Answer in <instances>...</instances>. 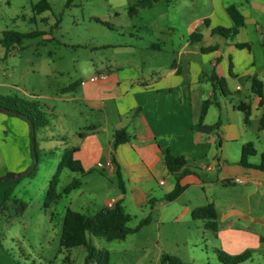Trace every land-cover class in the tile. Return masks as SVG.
Returning a JSON list of instances; mask_svg holds the SVG:
<instances>
[{"label":"crops","instance_id":"obj_1","mask_svg":"<svg viewBox=\"0 0 264 264\" xmlns=\"http://www.w3.org/2000/svg\"><path fill=\"white\" fill-rule=\"evenodd\" d=\"M163 3L172 27L168 34L170 41L159 40V44L153 42L147 46V51H154L150 54V60L134 52L137 50L134 43H120L114 48L124 49L128 57L108 58L101 67L90 70L88 75L68 86L54 85L50 89L52 95H39L42 99H53L60 103L57 107L60 118L79 121V131L63 127L66 134L48 132L44 138V148L52 154L56 153L54 148L62 150L55 159L54 165L58 164V167L67 148H78L74 157L81 162L85 172H76L81 176V185L64 195L70 199V204L89 206L92 214L103 207L122 202L130 214L141 211L144 216L154 218L160 207L157 204L163 203V197L177 183L176 174L165 163L164 153L167 149L174 155L186 156L195 169L180 178L185 190L177 200H183L184 205L180 210L166 214L167 204H161L163 210L157 216L159 224H164L166 220L180 224L192 217L195 208L209 203H213L217 210V199L213 192L220 185L235 184L233 179L236 177L257 190L264 188V170L239 163L243 146L248 142H253L255 146V140L247 137L251 121L258 122L256 138L259 140L262 137L264 142V129L260 127L264 97L252 92L255 75L261 79L264 88V0H155L150 6L157 7ZM229 6H235L244 18V24L231 37L212 31L218 26H235L228 13ZM180 26L186 28L187 38L175 30ZM3 32L1 29L0 36ZM195 32L202 34L199 40L193 38ZM109 46L112 47V44ZM209 46L216 48L212 51L202 50ZM14 50L0 43V95H10L12 90H23L24 94L30 95L20 86L19 79H12L15 73L8 62L10 58L14 59L11 55ZM41 71L48 82L51 69L43 65ZM29 72V69L23 71V76ZM99 73H106L107 78L81 83ZM214 73L226 79V93L212 82ZM47 86L52 87L49 83ZM212 98L214 101L204 122L198 125L203 102ZM242 103L251 107L248 122L239 109ZM121 129L128 131L130 139L115 145V132ZM230 143L237 145L233 155L227 148ZM252 158V163L260 162ZM0 159L3 160L2 165L13 173L26 170L33 162L29 123L4 112H0ZM198 165L203 167L199 168ZM117 168H120L125 180V191L118 186ZM99 169L107 172L112 188L101 195L97 190L94 197L87 196V179ZM68 170L63 168L60 174L57 185V191L62 194L60 198L63 197L64 188L72 182L60 185L62 175ZM17 183V180L0 182V213L7 200V192L17 189ZM190 191L192 194L187 197ZM210 196H213L212 200ZM228 211H223L221 216L217 210V231L209 229L206 220L202 227L193 230L202 234L200 245H195L196 233L186 232L184 246L193 251L205 242L217 248L208 240L212 236L215 238L213 242L229 244L231 250L236 247H241V250L248 248L249 238L245 231L234 228L232 224L225 225L231 215ZM164 253L160 246L157 255L160 264ZM1 256L3 252L0 250ZM109 257L111 259V252ZM0 264H3L1 259Z\"/></svg>","mask_w":264,"mask_h":264},{"label":"rangeland","instance_id":"obj_2","mask_svg":"<svg viewBox=\"0 0 264 264\" xmlns=\"http://www.w3.org/2000/svg\"><path fill=\"white\" fill-rule=\"evenodd\" d=\"M39 1L0 0V31L39 32L34 37L23 38L21 44H14L12 47L15 50L11 54L14 59L10 58L8 62L15 73L12 79H19L20 86L30 95L24 94L23 90H12L9 96L18 95L29 100L51 119L49 127L40 128L36 133L39 160L35 173L19 179L0 181L19 182L17 189L9 191V199L3 203L0 213V250L3 252L0 259L3 264H85L87 249L84 246L67 249L61 246L60 237L67 208L72 207L91 215L89 206L70 204V199L64 194L62 198L51 202L48 208L45 206L50 181L58 171V164L54 165L55 159L62 150L54 148L56 153L52 154L44 148V138L50 131L55 135L66 134L63 127L79 131L80 124L78 120L74 122L60 118L57 108L60 103L53 99H42L39 95H52L50 89L54 85L68 86L88 75L90 70L101 67L108 58L128 57L129 54L124 49L114 48L120 43H134L137 47L134 52L140 56L143 54L145 59L150 60V54L154 51H147L146 47L153 42L159 44V40L170 41L168 34L172 27L169 25L170 17L167 16L164 3L157 7H151L150 4L139 7L138 3L142 0H48L51 9L37 14L33 11V5ZM134 7L136 10L130 13V9ZM175 30L187 38L185 27H175ZM167 56L170 57V54ZM43 65H47L52 71L48 82L43 78ZM27 69L30 70L29 74L23 76V71ZM48 83L52 87L47 86ZM257 125V121H251L247 137L255 140L258 150V155L252 160L260 161L264 142L262 137L259 140L256 138ZM54 144L56 145L55 141ZM236 146L233 143L227 146L231 155L235 153ZM2 163L3 160L0 159V177L20 173L8 171ZM77 179L81 180L80 174L68 170L62 175L60 185L65 186ZM87 180V196L94 197V191L97 190L101 195L112 188L109 186L108 174L103 169L93 172ZM213 193L217 199L218 213L222 216L225 210L231 212L225 225L232 224L234 228L245 231L249 238L248 248L241 250V247H236L231 250L229 244L218 245L213 242L215 238L209 236V242L217 248L203 242L199 248L189 251L184 246L186 232L196 233L191 239L194 237L195 245H200L202 234L193 230L202 227L205 220L194 221L192 217H188L187 221L180 224L174 220L159 224L157 216L163 210L161 204H167L166 214H172L184 205L183 200L170 201L165 197L163 203L157 204L160 207L156 210L155 217L140 231L130 234L124 240L113 241L89 233V241L97 249L111 252V264H160L157 260L160 246L167 254L179 256L190 264H224L220 261V255L234 256L247 250L251 251V257L241 264H264V188L257 190L251 184L238 182L228 186L220 185ZM191 194L192 191L187 197ZM212 197L209 199L212 200ZM18 199L21 202H16ZM131 214L133 220L130 226H136L148 216H144L141 211Z\"/></svg>","mask_w":264,"mask_h":264},{"label":"trees","instance_id":"obj_3","mask_svg":"<svg viewBox=\"0 0 264 264\" xmlns=\"http://www.w3.org/2000/svg\"><path fill=\"white\" fill-rule=\"evenodd\" d=\"M155 0H142L138 3L139 7H145L151 4ZM136 6V7H138ZM51 9L50 2L48 0H40L38 3L33 5V11L37 14L44 13ZM136 8L130 9V13H133ZM228 13L233 18L235 26L232 28H226L218 26L212 29L214 33L221 34L224 36H233L239 30V28L244 24V18L242 14L238 11L235 6L228 7ZM39 32L31 33H19L13 30H5L0 36V43H2L7 48H11L14 44H21L23 38L34 37ZM194 39L199 40L202 37L201 33L195 32L192 35ZM248 44H238V46H244ZM216 46L205 47L202 50L212 51ZM213 83L218 84L223 92H227L226 79L219 77L214 73L211 77ZM252 92L264 97V88L261 79L255 75L252 79ZM212 99H207L203 102L198 125H201L207 115L209 106L214 101ZM0 107H8L13 110H17L25 115L26 118H22L27 121L30 125L31 141L33 139L37 140V130L40 128H45L51 125V119L43 111H40L36 106L29 100L19 97L18 95H0ZM239 109L244 113L245 120L248 122L252 114L251 107L249 104L242 103L239 105ZM1 112V111H0ZM31 123V124H30ZM260 127L264 129V113L260 118ZM115 145L125 143L129 141L130 134L126 129L117 130L114 135ZM37 149H38V143ZM78 148H67L64 151L61 162L58 167L57 173L53 176L50 181L49 188L46 193L45 206L47 207L51 202L57 201L61 197V193L57 191V185L60 180V174L63 168H68L71 171L84 173V168L81 162L75 159L74 154ZM258 154L253 142L246 143L241 152V157L239 163L245 167H254L257 169L264 170V152L260 155V162L255 164L251 162V158ZM164 159L167 167L172 173L176 174L177 183L175 188L168 193L165 198L167 200L173 201L177 199L185 190V187L180 184V178L186 174L194 171V167L191 166L186 156L184 155H174L169 149L164 153ZM35 169L28 174L31 176L35 173ZM225 182H230V180H225ZM117 183L122 191L126 190L125 180L122 176L120 168H117ZM81 185V180H73L69 183L63 190V194H68L74 189H77ZM10 192H7L6 199H9ZM16 202H21V200H16ZM23 203V202H22ZM152 205V202L149 201ZM25 205V203H24ZM4 207V206H3ZM192 217L195 220L204 219L206 220V226L213 230H218V214L213 203H209L200 207L195 208L192 211ZM133 220V216L127 212L122 202H117L113 206L103 207L91 215H86L80 211L67 209L64 217L60 244L61 246L69 249L76 246H84L87 251V257L85 264L95 263V264H111L109 251L107 249H97L93 246L88 238V234H92L99 237H105L108 241L113 240H124L130 234L140 231L143 227L148 225L151 220V216H147L142 219L136 226H130V222ZM251 257V251L247 250L239 255L234 256H219L220 261L224 264H241L247 261ZM161 264H190L179 256L164 253L161 257ZM210 264V263H203Z\"/></svg>","mask_w":264,"mask_h":264},{"label":"water","instance_id":"obj_4","mask_svg":"<svg viewBox=\"0 0 264 264\" xmlns=\"http://www.w3.org/2000/svg\"><path fill=\"white\" fill-rule=\"evenodd\" d=\"M0 111L4 112V113L11 114V115L19 116L22 118H26L23 113H21L17 110L10 109L8 107H0ZM32 157H33V163L31 164V166L27 170L20 172V173H17V174H10V175L0 177V181L6 180V179H19V178L25 177L35 169V167L38 163V160H39L38 152H37V146H36V139L32 140Z\"/></svg>","mask_w":264,"mask_h":264},{"label":"built area","instance_id":"obj_5","mask_svg":"<svg viewBox=\"0 0 264 264\" xmlns=\"http://www.w3.org/2000/svg\"><path fill=\"white\" fill-rule=\"evenodd\" d=\"M107 78V74L106 73H99V74H95V75H92L90 76L87 80H82V84H85L87 81H90V82H95L99 79H106ZM234 182L238 183V182H243L244 183V180L242 178H239V177H236L233 179Z\"/></svg>","mask_w":264,"mask_h":264}]
</instances>
